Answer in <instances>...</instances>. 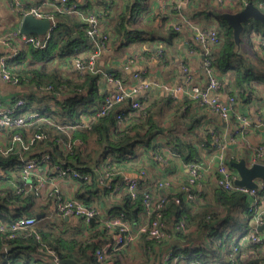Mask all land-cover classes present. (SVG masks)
<instances>
[{
	"label": "trees",
	"instance_id": "obj_1",
	"mask_svg": "<svg viewBox=\"0 0 264 264\" xmlns=\"http://www.w3.org/2000/svg\"><path fill=\"white\" fill-rule=\"evenodd\" d=\"M211 2L209 5L211 7L207 8L208 14L214 15L221 35L219 48L213 52V63L221 77H229L233 81L235 89L231 94H237L238 99L251 100L256 94L255 84L264 82V55L261 51L264 41L258 46L251 45L249 50L244 45V34L264 33V23L257 21L254 25L247 24L242 34L241 49L238 50L233 28L225 19L224 13L233 12L234 9L231 7L235 6L240 7L236 8L239 11L248 2H254L264 11V0L246 2L242 0L237 5L235 1L232 6L226 5L227 2L215 3L213 0ZM54 16L58 24L52 33L49 46L46 49H37L33 45L21 44L19 55L9 62L12 73L20 77V85L28 86L26 94L15 97L11 106L20 98H24L26 102L16 109V114L39 113V115L31 117L24 125L0 131V134L7 138L3 143L11 145L13 137L21 134L29 144V148L25 150L22 145L15 143L9 154L0 153V175L19 180L22 176L20 174L22 157L40 159L44 154H48L50 160H47V166L51 170L54 167L72 166L82 175L92 173L93 179L90 182L83 178L75 179L80 184V189H86L96 195L105 191L108 194L112 193L116 201L111 209L105 210L108 213H104L101 205L95 206L101 208L108 217L123 214L124 219L134 229L144 221L141 212L145 209L143 204L145 194H150L153 200L166 197L160 212L168 225V237L162 242H157L150 240L147 234L143 233L136 244L119 250L109 249L105 254V261L108 264H129L126 259L131 258L132 254L134 256L131 264H264L263 247L250 242L247 248H244L239 244L238 237H235L241 230H247L253 215L250 208L252 198L247 193L228 191L216 184L212 195L203 190L195 200H190L187 199L186 193L158 192L164 188L159 183L164 181L155 180L152 181L151 188L141 187L138 181L137 196L133 198L128 191H113L100 183L99 175L106 171L101 172L103 167L105 169L115 165L118 167L119 164L137 157L139 145H151L152 139L157 135L156 129H159L151 120L154 102L151 101L147 107L148 116L145 122H139L137 115L130 116L123 128L116 126L115 111L99 115V108L105 98V90L101 89L99 76L90 72L81 73L79 70L74 75L65 74L57 64L49 63L54 59L74 57L82 51L81 48L91 46L90 37L86 32L87 23L80 20L79 14L68 11L56 10ZM131 23H136L131 14L125 13L120 17V24L124 27ZM181 31L175 30L173 26L168 29L171 39ZM119 33L115 44L122 46L125 42L122 39L123 34H129V30H121ZM14 44L18 43L14 41ZM28 54L31 58L27 60ZM49 86L53 89H49ZM187 98L189 100L187 96L180 100L176 99L182 104L188 102ZM131 100L132 97L125 103V107L129 106ZM51 102L54 107L50 105ZM84 118H90L86 126L70 128L78 123L84 124ZM144 125L148 126L145 132ZM39 134L45 138L36 137ZM33 137L35 139L30 143ZM77 139H81L84 144H74ZM204 140L203 145L210 147L213 143L211 133L208 132ZM66 144H69L68 148ZM160 147V143L154 144L153 155L161 154ZM198 152L193 142L184 137L175 139L173 153L176 155L188 154L185 160L196 162L201 159ZM233 160L238 159L233 158L231 161ZM261 192L259 190L258 194ZM75 198L91 204L90 198L81 193ZM51 202L52 199L41 197L34 190L22 195L12 186L0 183L1 222L7 224L20 216L44 214L35 226L24 232L23 237L8 238L6 233L0 231V264L9 262L24 264L25 259L30 256L29 252L47 248L59 260L73 258L80 262L103 264L98 261L95 253L103 246L108 231L103 223L104 214L94 217L90 223L79 218V224L66 225L63 217L50 209ZM49 217L54 220L53 223H39L40 220ZM180 221H184V227H178ZM15 244L26 247L7 250V247ZM234 246H238L240 252L245 250L249 252L251 249L252 253L245 257L239 253L233 260L230 255ZM137 258H140V261H137Z\"/></svg>",
	"mask_w": 264,
	"mask_h": 264
},
{
	"label": "crops",
	"instance_id": "obj_2",
	"mask_svg": "<svg viewBox=\"0 0 264 264\" xmlns=\"http://www.w3.org/2000/svg\"><path fill=\"white\" fill-rule=\"evenodd\" d=\"M13 1L0 0V55L12 52L11 45L14 44V40L10 39L13 42L10 44L3 42L2 39L4 36H10L9 33L17 28V23L21 18L19 13L12 11ZM20 1L25 9L37 8L43 13L54 14V11L58 9L60 0ZM211 1L71 0V2L79 5V13L77 14H79L81 21H85L84 16L88 13H96L100 20L99 37L103 35L110 37L109 42L97 47L93 45L90 39L89 44L91 46L81 48L84 54L87 56L92 50L96 51L99 66L106 71L113 69L112 74L122 78L129 87L148 84V87H144L135 97H149L154 102L151 120L153 124L159 127L156 129L157 135L152 139L151 145L141 144L138 146V155L135 159L118 166L122 174L136 178L143 188H151L153 186L152 181L155 180H170V188L164 187L158 192L185 193L183 186L188 181L189 165L193 161L185 160L189 156L188 154L176 155L173 153L174 142L177 137H184V139L193 142L199 151L200 161L206 163L207 166L209 165L210 168L205 173L202 184L203 190L210 195L216 187L217 168L221 153L215 148L214 143L210 147L203 145L208 132L211 133V136L212 132H216L227 143L228 147L224 151V155L228 164L229 160L231 161L233 158L238 160L245 158L252 164L253 152L264 147V82L255 84L256 94L251 100L239 98L237 101L235 111L246 114L252 122L245 134L239 131L238 122L234 117L225 120L190 98L189 100L187 98V103L181 104L179 100L184 96L173 94L175 87L185 82L184 66L190 67L197 83H206L203 51L196 41V35L201 29L211 27L214 24L217 25V21L213 18L214 15L208 14L207 8L211 7L209 6ZM213 1L218 2V0ZM235 1L237 5L242 0H226V5L232 6ZM243 1L246 2V0ZM231 8L234 9L233 12L237 11L236 8L240 9L237 6ZM125 13L131 14L136 19V23H131L128 27L120 24V17ZM181 14L190 17L191 24L185 25L181 33L171 39V33L168 32V29L173 26L174 22L180 21ZM121 30H129V34L124 33L122 37L125 40L124 46L115 44ZM261 41H264V33L262 32H258V34L253 32L252 35L247 34L244 37V45L249 50L251 45L256 44L258 46ZM218 48L216 47V49ZM26 57L27 60L31 58L29 54ZM49 63L57 64L65 74L72 73L74 75L78 70L75 66L74 57L61 60L54 59ZM136 74L140 77H136ZM220 79L223 82V99L227 100L235 86L229 77L220 76ZM27 90V85H13L0 78V105H11L15 97L26 94ZM4 137L0 134V144L2 145L6 144L3 143L7 139ZM156 143H160L159 151L165 157V161L154 157L153 147ZM261 162H264V152L261 156ZM142 169L148 171V177L142 175ZM104 171L105 167L102 168L101 172ZM56 183L64 196L76 197L81 193L90 198L91 204L101 205L104 213H108L105 210L111 209L112 204L116 201L113 199L112 193L108 194L107 191L99 192L96 195L86 189L81 190L78 181L58 179ZM260 185L263 192L259 195L261 200L259 209L262 210L264 209V182L260 181ZM50 209L55 210L53 202H51ZM141 214L144 219L142 224H144L147 217L145 209ZM62 219L66 225L74 226L80 223L78 217H69V219L64 217ZM39 223L41 224V220ZM249 228L250 224L246 231L245 229L241 230L239 235L235 237L247 233ZM113 234L114 232L111 230L107 231L103 246L113 239ZM249 243L250 241H246L243 244L244 248H247ZM29 254L30 256L25 259L24 264H56L55 255L49 248L29 252ZM249 254H251V249L249 252H245L244 256ZM26 255L27 253L24 256ZM133 256L132 254L131 259Z\"/></svg>",
	"mask_w": 264,
	"mask_h": 264
},
{
	"label": "built area",
	"instance_id": "obj_3",
	"mask_svg": "<svg viewBox=\"0 0 264 264\" xmlns=\"http://www.w3.org/2000/svg\"><path fill=\"white\" fill-rule=\"evenodd\" d=\"M221 3L226 0H218ZM12 11L19 13L24 17L25 15L32 14L38 18H48L52 20L53 25L46 34H24L21 32L20 26H17L9 33V37H3V42L13 43L10 39L14 40L18 44L11 45L12 52L8 54L0 55V78L10 84L20 85V77L12 73L11 62L20 53V45H33L37 49H46L51 41L52 33L57 27V19L54 14L43 13L37 8L30 10L23 8L20 0H14ZM57 10L68 11L71 13H79V5L71 0H60ZM179 22H174L173 27L177 31H181L185 25L191 24V20L188 16L181 14ZM87 23L86 32L92 40L94 46H100L109 42L110 37L107 35L100 36V20L96 13L90 12L84 16ZM196 41L201 46L204 56V68L206 72V83L200 84L195 81V77L189 66H184L185 82L178 85L173 90V94L177 96H187L194 102L200 104L203 107L208 108L211 112L216 113L221 118L229 120L234 117L239 125V131L243 134L248 132L251 127V119L246 114L238 113L235 111L238 97L237 94H229L227 100L223 99V82L217 72V69L213 63V52L218 47L221 41L220 30L218 25H211V27L201 29L196 35ZM262 54L264 55V43L262 46ZM75 66L81 73L90 72L99 76V84L101 89L105 90V98L99 108V115H106L115 111L116 126L119 128L125 127V121L130 116L139 117V122H145L148 114L147 107L151 102V99L145 98L140 100L135 98L144 87L147 88L148 84L145 83L139 87L133 85L128 86L122 78L115 74L108 73L103 67L97 63V52L92 50L87 56L83 51H79L74 56ZM132 61V60H131ZM136 77L140 75L136 74ZM53 89L52 86L48 87ZM60 94V92H59ZM132 97L129 102V106L125 107V103ZM24 98H20L13 106L0 105V131L10 128L12 126L24 125L31 117L39 115V113L28 114H16V109L19 106L24 105ZM52 107L54 105L50 103ZM124 106V107H122ZM117 109V110H116ZM90 118H84V124H76L70 126V128L84 127ZM143 132L148 129L147 125L143 126ZM120 130V129H119ZM36 137L44 139V135H37ZM213 143L215 148L220 151V162L217 168L216 184L228 191H240L247 193L251 198L250 208L253 215L250 219V230L238 237L239 244L243 245L246 241H250L254 244H259L264 248V230L259 231L258 227L264 224V209L260 210L261 205L260 196L258 194L259 188H247L236 184L237 178L236 170L231 167L225 160L224 151L227 149V143L221 139L220 135L216 132H212ZM33 137L30 143H33ZM22 145L23 149H28L29 144L26 143L24 137L21 134H16L13 137L12 144H0V153L7 155L14 148V144ZM74 144H84L81 139H77ZM67 148L69 144H66ZM72 144H70V148ZM264 147L257 149L253 152V163L260 162ZM155 157L159 160L165 161V157L160 153H155ZM47 160H50V155L44 154L40 159L22 157V163L20 165L21 179L17 180L11 176L0 175V183H4L12 186L16 192L27 195L32 190L36 191L37 195L41 197H48L52 199L55 207V211L64 217H78L83 218L86 223H90L91 220L98 216L103 215L101 208L87 204L83 200L75 197L64 196L57 186V180H74L76 178H83L85 181H92L93 174H80L72 166L66 167H54L52 170L47 166ZM45 163V165H44ZM209 165L201 161L192 162L189 165V178L187 183L183 186V190L186 193L187 199L195 200L203 191L204 187L202 181L204 175L209 170ZM105 173L99 175L100 183L110 188L113 191H128L133 198L137 196L139 182L136 178L129 177L122 174L119 168L115 166L105 169ZM97 171V169H96ZM3 173V170H2ZM141 173L144 177H148L149 173L146 169H142ZM170 180L160 182L162 187L170 188ZM261 186V185H260ZM166 197H160L153 200L150 194H145L143 204L147 214V220L144 224L134 229L131 224L124 219L123 214H113L112 216L104 215L103 223L108 231L114 232V237L111 241H108L104 246L96 250V256L98 261L103 264H108L105 261V254L109 249L119 250L127 247L128 245L136 242L140 237V234L146 233L150 240L162 242L168 237V225L163 219V215L160 209L164 206ZM179 202L180 199H177ZM155 213V215H153ZM38 222L37 216H20L12 220L10 223H3L0 221V231L7 234L8 238L23 237L24 232L30 227H33ZM178 227H184V221H180ZM8 250V247H7ZM238 246L233 247V253H231V259H235L239 253L244 256L246 252H240ZM252 253V250H251ZM245 257V256H244ZM60 261L55 257V263L60 264ZM8 264H13L9 262Z\"/></svg>",
	"mask_w": 264,
	"mask_h": 264
},
{
	"label": "water",
	"instance_id": "obj_4",
	"mask_svg": "<svg viewBox=\"0 0 264 264\" xmlns=\"http://www.w3.org/2000/svg\"><path fill=\"white\" fill-rule=\"evenodd\" d=\"M225 19L233 28L234 40L237 44L238 50L241 49L242 34L246 29L247 24L252 21H260L264 23V11L254 2H248L245 7L236 12H225ZM21 32L24 34H46L53 25L52 20L48 18H38L32 14L25 15L18 21ZM108 73H113V69H107ZM231 166L237 172L236 184L245 186L247 188H259L260 181L264 182V162H254L252 164L245 158L240 160L230 161ZM38 219L44 217V214H38ZM66 219H69L67 216ZM259 231L264 230V224L258 227ZM26 247V245H10L8 251H12L17 247ZM28 246V245H27ZM60 264H91L88 261H77L73 258L64 259Z\"/></svg>",
	"mask_w": 264,
	"mask_h": 264
},
{
	"label": "rangeland",
	"instance_id": "obj_5",
	"mask_svg": "<svg viewBox=\"0 0 264 264\" xmlns=\"http://www.w3.org/2000/svg\"><path fill=\"white\" fill-rule=\"evenodd\" d=\"M252 23V24H251ZM251 23H249L248 24V26H250V25H253V23H256L255 21H252ZM244 36H245V34H244ZM253 39V38H252ZM253 42V41H252ZM253 46V45H252ZM263 188L261 187L259 190H260V192H261V190H262ZM263 191V190H262ZM53 219L51 218V217H49V218H44V219H42L41 220V222L43 223V224H45L46 222H49V223H53ZM137 241V240H136ZM137 242H134V244H136ZM133 244V243H132ZM141 251H143L142 250V248H141ZM132 259L131 258H129V257H127V259H126V261L129 263V264H131L132 263V261H131ZM137 261H140V258H137Z\"/></svg>",
	"mask_w": 264,
	"mask_h": 264
}]
</instances>
